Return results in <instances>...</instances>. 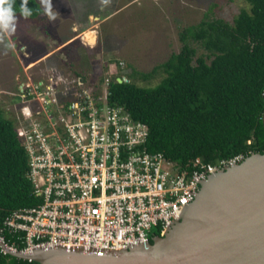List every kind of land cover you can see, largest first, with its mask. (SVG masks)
<instances>
[{"label":"built area","instance_id":"1","mask_svg":"<svg viewBox=\"0 0 264 264\" xmlns=\"http://www.w3.org/2000/svg\"><path fill=\"white\" fill-rule=\"evenodd\" d=\"M66 80H27L17 94L16 133L38 203L2 221L0 242L13 252L60 247L103 257L147 245L180 220L210 174L244 158L183 167L150 152L147 125L107 104L110 79L99 96L80 78L67 94L58 87Z\"/></svg>","mask_w":264,"mask_h":264},{"label":"trees","instance_id":"2","mask_svg":"<svg viewBox=\"0 0 264 264\" xmlns=\"http://www.w3.org/2000/svg\"><path fill=\"white\" fill-rule=\"evenodd\" d=\"M246 1L250 11H240L232 24L205 19L189 26L180 34L178 53L148 73L129 75L149 81L164 73L155 87L110 80L107 104L123 107L147 125L150 152H161L186 168L197 158L215 164L264 152V0ZM28 7L34 11L27 19L42 15L36 0H28ZM19 8L20 0H15L17 16ZM189 41L207 55L196 56ZM16 125L0 105V226L13 211L38 203ZM0 264L37 263L0 251Z\"/></svg>","mask_w":264,"mask_h":264},{"label":"rangeland","instance_id":"3","mask_svg":"<svg viewBox=\"0 0 264 264\" xmlns=\"http://www.w3.org/2000/svg\"><path fill=\"white\" fill-rule=\"evenodd\" d=\"M52 6L55 20L21 17L14 33L0 34V105L6 118L18 121L16 89L28 76L65 78L58 87L67 94L79 77L95 96L102 94L106 78L155 87L164 73L149 81L129 75L148 73L178 53L185 28L205 19L232 24L240 11H250L246 0H111L107 6L99 0H52ZM91 31L90 45L83 36ZM189 44L196 56L207 55L197 43Z\"/></svg>","mask_w":264,"mask_h":264},{"label":"water","instance_id":"4","mask_svg":"<svg viewBox=\"0 0 264 264\" xmlns=\"http://www.w3.org/2000/svg\"><path fill=\"white\" fill-rule=\"evenodd\" d=\"M0 250L37 264H264V152L210 174L180 220L147 245L103 257L60 247L23 254L1 242Z\"/></svg>","mask_w":264,"mask_h":264},{"label":"clouds","instance_id":"5","mask_svg":"<svg viewBox=\"0 0 264 264\" xmlns=\"http://www.w3.org/2000/svg\"><path fill=\"white\" fill-rule=\"evenodd\" d=\"M40 8L37 11L46 16L50 21L56 19L53 11L52 0H38ZM103 6L111 3V0H99ZM15 0H0V34L14 33L19 18L27 19L33 15L34 9L28 7V0H20L19 17L14 10Z\"/></svg>","mask_w":264,"mask_h":264},{"label":"bare ground","instance_id":"6","mask_svg":"<svg viewBox=\"0 0 264 264\" xmlns=\"http://www.w3.org/2000/svg\"><path fill=\"white\" fill-rule=\"evenodd\" d=\"M84 39L89 43L93 44L95 40L94 32H88L84 35Z\"/></svg>","mask_w":264,"mask_h":264},{"label":"flooded vegetation","instance_id":"7","mask_svg":"<svg viewBox=\"0 0 264 264\" xmlns=\"http://www.w3.org/2000/svg\"><path fill=\"white\" fill-rule=\"evenodd\" d=\"M40 79V78H39ZM27 80H34L33 78H30L29 76L25 79V80H23L22 82H19V84H18V86H17V91H16V96H17V94L19 93V92H21L20 90H19V87L21 86L22 87V85H23V83H25ZM22 89H23V87H22ZM18 97V96H17Z\"/></svg>","mask_w":264,"mask_h":264}]
</instances>
